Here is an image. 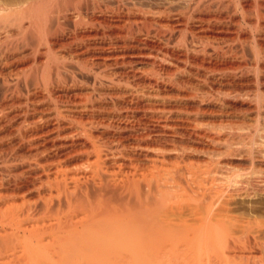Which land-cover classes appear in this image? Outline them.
<instances>
[{
	"label": "bare ground",
	"instance_id": "bare-ground-1",
	"mask_svg": "<svg viewBox=\"0 0 264 264\" xmlns=\"http://www.w3.org/2000/svg\"><path fill=\"white\" fill-rule=\"evenodd\" d=\"M257 201L264 0H0V264H264Z\"/></svg>",
	"mask_w": 264,
	"mask_h": 264
},
{
	"label": "rangeland",
	"instance_id": "rangeland-1",
	"mask_svg": "<svg viewBox=\"0 0 264 264\" xmlns=\"http://www.w3.org/2000/svg\"><path fill=\"white\" fill-rule=\"evenodd\" d=\"M233 101H237V100H234V99H232ZM245 119L246 120H248V117L246 118V116H245ZM244 203H241V206L240 207H248V206H246L247 205V203L246 204H244ZM256 205H257V207L259 206V208L262 206V208H264V201H257L256 203H255ZM241 210H244V213L242 214V212L243 211H241ZM240 211H237V213H235L236 215L235 216H241V215H243V217L241 216L240 218L242 219H245V221H248L247 219H251V220H255L257 217V220H261L262 219V221H264V214L263 213H256V214H249V215H247V213L245 214V212H248V211H246V209L244 208V209H241ZM263 211H264V209H263ZM238 212H239V214H238ZM249 213V212H248ZM259 214V215H258ZM261 214V215H260ZM254 216V218H253V216ZM263 215V216H262ZM237 216V217H238ZM257 216V217H256ZM259 216H261V218L259 217ZM174 237L175 236H172V237H168L167 239H164V240H166L165 242H164V240L163 241H159V243H157V244H159V245H157V244H153V245H145L146 246V249L142 246V247H140L139 249L141 250V254H142V251H143V255H144V253L146 252V254H150V256L152 255V254H154L153 256H156L157 255V257H160V256H164V254H165V256L168 258V256H171V255H174V254H176V255H178V257L179 256H181L182 255V257L184 258V253L182 252V251H184V250H182L183 249V247L182 248H179L178 247V245H176L177 246V248H176V246L175 245H171V247H170V245L167 243V242H170L169 241V239H171L172 238V240H174ZM160 243H162V244H160ZM166 244H168L169 245V247H165V245ZM149 246V247H148ZM174 246H175V248H174ZM165 247V248H164ZM142 248V249H141ZM179 248V249H178ZM139 249H137V251L135 250V252L137 253L138 252V250ZM168 249V250H167ZM170 249V250H169ZM174 249V250H173ZM178 249V250H177ZM146 250V251H145ZM173 251H174V253H173ZM135 252H133V251H129V252H127V257H129V255L130 254H132L133 255V253H134V255H135ZM149 252V253H148ZM183 253V254H180V253ZM157 253V254H156ZM163 253V254H162ZM170 253V254H169ZM145 254V255H146ZM168 255V256H167ZM146 256H149V255H146ZM152 257V256H151ZM182 257H179V258H181V259H179L178 258V261L176 262L175 261V263L174 264H189L188 262H187V260H186V258H185V260L182 258ZM157 260V259H156ZM180 260V261H179ZM207 260V261H206ZM119 261V260H118ZM127 261V262H126ZM160 261H162V260H158V262L160 263ZM203 262L201 263V264H211V262H212V264H216V262H218L217 260H215L214 261V263H213V260L211 261H208V259H203L202 260ZM116 262H117V260H116ZM116 262H115V264H116ZM120 262H122V263H120ZM124 262V263H123ZM146 262V261H145ZM185 262V263H184ZM201 261H199V263H200ZM205 262V263H204ZM207 262V263H206ZM112 263H114V262H112ZM133 264V262H131L130 260H121V261H119L117 264ZM111 264V263H110ZM218 264H224V263H219L218 262ZM229 264H235V263H229Z\"/></svg>",
	"mask_w": 264,
	"mask_h": 264
}]
</instances>
